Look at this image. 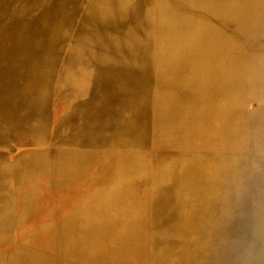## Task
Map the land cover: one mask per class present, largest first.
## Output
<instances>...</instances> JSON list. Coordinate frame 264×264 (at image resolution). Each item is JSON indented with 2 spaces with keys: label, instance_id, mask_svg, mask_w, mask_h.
Here are the masks:
<instances>
[{
  "label": "rangeland",
  "instance_id": "374dc122",
  "mask_svg": "<svg viewBox=\"0 0 264 264\" xmlns=\"http://www.w3.org/2000/svg\"><path fill=\"white\" fill-rule=\"evenodd\" d=\"M209 3L228 46L179 50L189 27L162 39L164 14L193 20ZM253 73L264 77V0H0V259L150 264L163 201L199 194L164 245L180 261L187 245L197 264H264ZM211 225L217 239L188 242Z\"/></svg>",
  "mask_w": 264,
  "mask_h": 264
},
{
  "label": "bare ground",
  "instance_id": "6f19581e",
  "mask_svg": "<svg viewBox=\"0 0 264 264\" xmlns=\"http://www.w3.org/2000/svg\"><path fill=\"white\" fill-rule=\"evenodd\" d=\"M211 6H216L214 3L205 4L202 6L204 13H202L199 16L193 17V20H191V17H186L188 15H182L178 14L175 18L167 17L168 15L164 14V17L162 16L161 24L163 25L162 30L160 31L162 39H166V37H169V31L173 29L175 30L176 27H179L183 30L187 29L188 27V33L187 35L180 37L177 39L176 46L179 48V50H184L187 48V44L190 46V50L194 51L199 48H215L219 49L223 46H228L229 44V38L226 33L225 25L228 24L229 20L227 19V16L223 13L220 15L212 13V11H209ZM183 9V8H182ZM227 13L226 11H224ZM213 14V15H211ZM164 19V21H163ZM201 37H204L205 39L203 41L200 40ZM161 50H165L166 48H163V45L160 47ZM243 80V79H242ZM245 80H247V84L251 87H262L264 82V77L260 74H249L246 76ZM184 88H187L188 86L183 85L179 87V92ZM257 134H259L257 132ZM226 142L228 140L226 139ZM21 168V166L19 165ZM21 172V169L19 170ZM20 174V173H19ZM10 171L7 170H0V205L5 203L9 197L10 192ZM254 185L256 189L258 190H264V170L260 171L258 173L257 178L254 180ZM168 188V187H167ZM165 185L159 184L155 186V190L153 193V199L155 201H160L161 194L164 192ZM256 190V191H258ZM169 191V188H168ZM261 194L258 192L257 197H255L257 200H259V197ZM177 199L173 198L170 199L168 196L167 199L163 201V206L166 207L167 210V217L164 219L157 220V226L153 233V240H152V246L150 249H148V257L150 259V264H197L198 261V254H195L193 257L188 256L187 253H185L187 250V245H184V258L183 261H180L181 254L179 248H173L170 246L164 245V239L165 238H172L175 237L178 233L176 224L177 221L180 218H183V216H194L198 214L197 212V205L200 202H203L204 196L203 195H197L193 196L192 198L188 200L182 201L180 198L176 197ZM264 212H261L259 215H263ZM258 216V213H256V217ZM262 217V216H261ZM194 231H192L193 236L186 237L188 239L189 243L192 242H199V247L204 243L212 242L213 240L218 238V234L216 231H218L219 227H213L212 225L209 227V229H203L202 231L197 230V228H193ZM159 236L162 238V241L159 242ZM164 238V239H163ZM193 240V241H192ZM126 251V250H124ZM130 251V250H129ZM125 253V252H124ZM200 260L202 258V255L199 256ZM48 259L46 257H38V256H11L8 258L0 259V264H34L33 261H35L36 264H43L47 262ZM149 262V260H148ZM189 262V263H188ZM48 263V262H47Z\"/></svg>",
  "mask_w": 264,
  "mask_h": 264
}]
</instances>
